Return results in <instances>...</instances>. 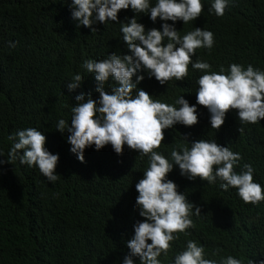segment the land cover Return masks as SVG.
Instances as JSON below:
<instances>
[{
	"label": "trees",
	"instance_id": "1",
	"mask_svg": "<svg viewBox=\"0 0 264 264\" xmlns=\"http://www.w3.org/2000/svg\"><path fill=\"white\" fill-rule=\"evenodd\" d=\"M156 2L150 0L153 6ZM201 2L200 17L174 25L181 36L196 27L214 34L213 47L196 49L193 62H207L209 71L216 72L222 66L227 73L232 63L245 69L252 64L264 71V0H229L220 17L209 11L214 0ZM70 5L71 0H0V161H4L0 164V264H123L130 252L126 245L134 235L133 225L144 219L135 207V184L143 178L149 157L127 145L120 155L110 144L98 151L92 145L84 150L81 163L67 143L70 133L57 131V122L64 119L70 126L76 95L99 99L94 74L83 67L85 60L130 54L121 23L136 16L147 32L161 30L164 22L159 18L153 22L148 13H134L129 7L119 11L116 22L102 24L94 19L96 32H92L83 25L77 27ZM10 42L16 46L9 47ZM188 69L182 81L173 78L164 85L146 71L137 72L145 77L141 88L154 100L179 108L175 102L182 96L197 108L198 123L165 129V138L155 151L173 162V149L190 148L199 139L215 141L239 152L242 159L235 171L251 164L254 182L264 188V120L241 124L237 111L230 110L220 129L211 128L210 113L196 104L197 80L203 73L191 64ZM77 73L83 81L70 92L67 84ZM113 86L110 77L104 87ZM29 127L41 131L46 136L45 148L59 156L55 182L48 181L36 166L8 158L14 143L9 135ZM167 178L201 214L195 215L193 209V227L174 234L178 238L171 242L167 255L162 252L158 257L161 264H173L188 240L203 245L205 258L218 264L229 255L242 259V264L264 259V201L246 204L236 188L224 190L219 180L213 184L198 177L189 180L175 164ZM133 260L139 264L138 257Z\"/></svg>",
	"mask_w": 264,
	"mask_h": 264
},
{
	"label": "clouds",
	"instance_id": "2",
	"mask_svg": "<svg viewBox=\"0 0 264 264\" xmlns=\"http://www.w3.org/2000/svg\"><path fill=\"white\" fill-rule=\"evenodd\" d=\"M228 5L229 0H214L209 11L220 17ZM70 7L72 19L78 21L77 27L83 25L91 28L92 32H96L92 28L94 19L102 24L116 22L119 11L129 7L134 13H148L153 22L157 18L164 22L161 30L152 28L147 32L144 25L137 22L136 16L126 24L121 23L123 42L130 54L121 56L113 53L102 60H85L83 67L94 74L99 99H93L91 94L76 95L77 103L71 107L70 126L64 119L57 122V131L70 133L67 143L81 163L84 162V150L92 145L98 151L110 144L118 155L127 145L130 150L149 157L143 178L135 184L138 193L135 207L144 219L133 225L134 235L126 245L130 252L124 257L123 264H134L133 257L139 258V264H161L158 257L162 252L167 255L171 242L178 238L174 234L184 233L193 227L190 218L193 209L195 215L201 214V209L178 192L177 185L167 178L174 164L189 180L198 177L209 184L219 180L224 190L236 188L237 195L246 204L264 201V188L254 182L252 165L244 164L239 173L235 171L237 162L242 159L239 152L203 139L191 142L190 148L181 145L179 151L173 149L171 157L174 163L155 151L165 138V129L178 123L186 127L198 123L197 108L182 96L175 102L179 108L154 100L141 88L139 83L145 77L137 75L138 70L146 71L161 85L173 78L182 81L189 74V64L201 71L203 74L197 80L196 104L208 110L213 129L221 128L230 110L237 111L241 124H256L264 120V71L255 69L252 64L245 69L237 63L230 64L227 73L222 66L219 72L209 71V63L193 62L192 56L198 48L211 49L214 34L196 27L181 36L175 28L176 21L187 24L201 16L204 10L201 0H157L154 6L150 0H71ZM165 38L168 40L166 44ZM15 46L16 42L9 43V47ZM110 77L115 86L106 90L104 85ZM82 81V75L75 74L72 82L67 84L68 90H75ZM238 131L242 132L243 128ZM8 139L14 141L8 152L9 160L19 159L21 164L36 166L50 182L59 179L55 171L59 156L45 148L46 136L41 131L29 127L10 134ZM212 255H217V252ZM173 264L218 262L205 258L203 245L188 240L186 248L175 255ZM219 264H242V259L229 255ZM247 264H264V259H249Z\"/></svg>",
	"mask_w": 264,
	"mask_h": 264
}]
</instances>
